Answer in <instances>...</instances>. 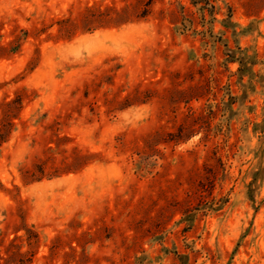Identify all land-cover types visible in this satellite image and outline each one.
Masks as SVG:
<instances>
[{"label":"rangeland","instance_id":"374dc122","mask_svg":"<svg viewBox=\"0 0 264 264\" xmlns=\"http://www.w3.org/2000/svg\"><path fill=\"white\" fill-rule=\"evenodd\" d=\"M193 2L0 0V264H264V0Z\"/></svg>","mask_w":264,"mask_h":264},{"label":"trees","instance_id":"16d2710c","mask_svg":"<svg viewBox=\"0 0 264 264\" xmlns=\"http://www.w3.org/2000/svg\"><path fill=\"white\" fill-rule=\"evenodd\" d=\"M198 1H204V0H195V2H193L194 4H196ZM207 7H209L210 10H213V7L210 6L208 3H206ZM208 9V8H207ZM11 103L6 104V106H10ZM4 128V127H3ZM4 132V129H0V133ZM13 246V245H12ZM12 254L10 255V258H14L17 259V262L19 264H29L30 263V259H24L23 254H21L20 252H11Z\"/></svg>","mask_w":264,"mask_h":264}]
</instances>
